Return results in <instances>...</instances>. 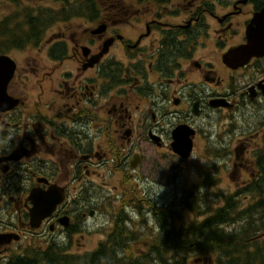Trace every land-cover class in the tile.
Returning <instances> with one entry per match:
<instances>
[{
    "label": "flooded vegetation",
    "instance_id": "1",
    "mask_svg": "<svg viewBox=\"0 0 264 264\" xmlns=\"http://www.w3.org/2000/svg\"><path fill=\"white\" fill-rule=\"evenodd\" d=\"M46 1L49 23L23 25L22 47L0 17V56L14 63L0 75V264L23 252L32 264H80L103 241L89 248L85 236L125 246L99 261L141 264L142 248L122 241L145 227L173 235L174 199L150 193L176 187L156 184L181 161L176 128L192 155L233 153L236 172L264 149V0Z\"/></svg>",
    "mask_w": 264,
    "mask_h": 264
},
{
    "label": "trees",
    "instance_id": "2",
    "mask_svg": "<svg viewBox=\"0 0 264 264\" xmlns=\"http://www.w3.org/2000/svg\"><path fill=\"white\" fill-rule=\"evenodd\" d=\"M25 9L24 20L16 22L17 47L24 45L27 38L25 35H28L21 28L23 25H43L49 23L51 18L45 16L41 8L35 13H32V8H27L26 11ZM29 11L31 16H26L25 13ZM64 17H67V14H64ZM5 23L6 21L1 25ZM256 166L259 170L257 176L234 194H225L224 204L220 207H202L200 196H196L193 190H187L180 202L192 213L193 219H184L180 209L176 207L173 235L153 236L147 241L142 264H203L205 261L207 264H264V149L259 151ZM204 176L206 177L205 174ZM247 196H250V199H247L249 202L243 205ZM206 212L213 213L202 220L198 219ZM114 242L108 246L107 241H103L97 251L80 264H113L110 261H99V254L103 249L123 247L120 241ZM33 257L29 252H23L4 264H32ZM95 258L97 261L91 262ZM136 263L137 261L133 260L132 264Z\"/></svg>",
    "mask_w": 264,
    "mask_h": 264
},
{
    "label": "rangeland",
    "instance_id": "3",
    "mask_svg": "<svg viewBox=\"0 0 264 264\" xmlns=\"http://www.w3.org/2000/svg\"><path fill=\"white\" fill-rule=\"evenodd\" d=\"M119 4H116L118 8H121L122 10L128 9V6L130 7V10H136L138 9V5H135L133 0H118ZM50 3L46 0H19L18 3L13 4L9 0H0V17L3 15H10L14 24L16 25V22H22L24 20L23 16V9H25L26 6H35V8L41 7V5ZM97 9L98 7L103 8L104 7V0H97ZM21 11V12H18ZM17 12V13H16ZM15 13L17 14L15 17ZM100 17V15H99ZM99 17L97 19H99ZM88 24V23H87ZM22 50V49H20ZM28 50V49H25ZM27 51H16V58L19 60H22L23 57L26 56ZM201 150H203L204 155L202 156ZM197 155H193L188 161L186 162H179L178 159H175L174 161V174L172 173V169L167 171L164 167H161V170L157 173L156 184H165L168 181L172 182L174 181L176 187L173 190L165 191L163 187H158V185L154 184V188L152 189L150 196H155L158 199L172 200L174 199L176 202V207L180 209L181 213L184 215V219L187 221H190L193 219L192 213L182 206L181 200L184 197L186 191L191 188L195 183L199 182L200 174L199 172L204 168L206 172L208 171H216L217 176V184L213 188L205 189L202 192H208L207 194H202L200 196V199L202 201H206L209 205H220L222 204V199L219 197L222 193H233L241 189L242 184L247 181L249 178V170L252 167V161L249 162V164L246 166H238V170L234 169V164L236 163V156L232 153L226 158H220L216 159L215 157H211L210 153H207L206 148H201L197 150ZM210 155V156H209ZM249 160V156L245 157ZM244 161V160H243ZM246 164V161H244ZM163 188V189H162ZM146 194V192H145ZM244 199H250V196L245 197ZM173 201V200H172ZM249 201L243 202V205H246ZM204 205V202H202ZM198 219L202 220V217H199ZM148 229L145 227V233L144 236H137L138 242L133 243V249L134 254L136 253V250L139 248H142V254L144 252L145 246H148L147 241L151 239V236L149 235ZM87 238V247L91 248L96 243L101 242L102 240H105L106 236H85ZM136 249V250H135ZM207 264V261L205 263Z\"/></svg>",
    "mask_w": 264,
    "mask_h": 264
},
{
    "label": "water",
    "instance_id": "4",
    "mask_svg": "<svg viewBox=\"0 0 264 264\" xmlns=\"http://www.w3.org/2000/svg\"><path fill=\"white\" fill-rule=\"evenodd\" d=\"M102 30H103V25H100L95 31L100 32ZM107 45H108V42L105 43V47H107ZM8 66H10L9 72H8ZM13 71H14V63H11V65H9L8 64V57L1 56L0 57V75L5 76V72H7L9 74V76H6V78H8L13 74ZM0 79H1V77H0ZM180 132H182V131L177 130L174 134L176 141L173 144V147H174L175 151L178 154H180L182 157H187L190 153V150H191V144L185 138V136L180 134Z\"/></svg>",
    "mask_w": 264,
    "mask_h": 264
}]
</instances>
